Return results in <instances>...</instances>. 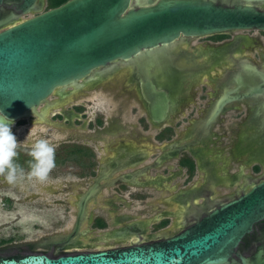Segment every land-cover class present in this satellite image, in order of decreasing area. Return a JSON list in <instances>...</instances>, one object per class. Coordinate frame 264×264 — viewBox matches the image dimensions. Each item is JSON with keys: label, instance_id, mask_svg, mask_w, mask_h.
<instances>
[{"label": "flooded vegetation", "instance_id": "1", "mask_svg": "<svg viewBox=\"0 0 264 264\" xmlns=\"http://www.w3.org/2000/svg\"><path fill=\"white\" fill-rule=\"evenodd\" d=\"M251 4L264 6V1ZM18 5L17 0L1 1L0 29L16 22ZM171 56L179 84L159 122L147 115L133 61L97 68L84 79L56 87L35 109L44 121L31 113L14 121L13 130L29 118L48 127L32 142L61 134L49 142L56 147L53 169L65 178L64 202L72 212L58 235L11 246L30 254L160 241L264 178V84L219 108L204 132L195 127L232 67L251 58L264 67V32L182 37L171 45ZM123 70L126 83L120 84L121 76L111 78ZM20 148L14 162L30 169V149ZM159 157L164 159L155 164ZM89 189L92 194L79 212L77 204ZM7 198L12 199L2 197L3 205L10 203ZM2 239L0 247L13 242ZM233 251L241 257L264 251V218Z\"/></svg>", "mask_w": 264, "mask_h": 264}, {"label": "water", "instance_id": "2", "mask_svg": "<svg viewBox=\"0 0 264 264\" xmlns=\"http://www.w3.org/2000/svg\"><path fill=\"white\" fill-rule=\"evenodd\" d=\"M17 1L16 22L0 29V113L13 121L29 113L44 121L35 109L56 87L84 79L97 68L133 61L147 115L159 122L179 84L171 56L177 39L264 32V6L251 4L264 0H68L42 12L41 0ZM30 13L37 14L18 20ZM262 84L264 67L254 58L232 67L199 117L196 131L204 132L228 101ZM91 194L89 189L78 202L79 212ZM263 218L264 178L160 241L0 257V264H264V251L250 257L233 251Z\"/></svg>", "mask_w": 264, "mask_h": 264}, {"label": "rangeland", "instance_id": "3", "mask_svg": "<svg viewBox=\"0 0 264 264\" xmlns=\"http://www.w3.org/2000/svg\"><path fill=\"white\" fill-rule=\"evenodd\" d=\"M41 1L42 5L39 12L46 10L45 0ZM35 14L37 13L21 15L18 20L29 18ZM193 42L191 41L192 44ZM125 73L124 70L120 71L111 78L121 76L120 84L126 83ZM262 107L264 109V106ZM24 124L19 129H12L17 141L21 143L20 149H26L25 147L32 143L35 138L34 134L37 132L46 134L48 129L43 124H34L32 118L26 119ZM32 127L33 129L30 131ZM60 136L61 134L56 132H52L50 137L43 135L44 138L50 141L58 139ZM21 169H23L24 178L18 179L15 184L7 183L4 177L0 176V190L5 193H0V210H3V212H0V239L10 237L13 241L9 243L10 245L0 247V256L27 254L21 253L20 249H16L17 246L15 248L11 245H22L31 243L36 239L58 235L67 228V215H71L72 212V208L64 202L63 184L65 178L60 170L52 169L48 178L40 182L28 178L27 174L30 169L24 166ZM246 173H248L247 170ZM6 195L12 198L11 200L6 199L12 205H9L10 203L5 204L6 206L2 204L3 200L1 199ZM12 209L15 211H12ZM67 211H70V213L67 214Z\"/></svg>", "mask_w": 264, "mask_h": 264}, {"label": "clouds", "instance_id": "4", "mask_svg": "<svg viewBox=\"0 0 264 264\" xmlns=\"http://www.w3.org/2000/svg\"><path fill=\"white\" fill-rule=\"evenodd\" d=\"M13 124V120L0 113V176H3L9 184H15L18 179L24 178L23 169L14 162L18 155L17 149L21 143L17 141L12 132ZM28 147L31 163L27 176L29 179L43 182L55 167L56 147L48 139L41 136H37Z\"/></svg>", "mask_w": 264, "mask_h": 264}, {"label": "trees", "instance_id": "5", "mask_svg": "<svg viewBox=\"0 0 264 264\" xmlns=\"http://www.w3.org/2000/svg\"><path fill=\"white\" fill-rule=\"evenodd\" d=\"M66 1L68 0H45V3H46L45 9L48 10V9L56 8L62 5L63 3H65Z\"/></svg>", "mask_w": 264, "mask_h": 264}]
</instances>
